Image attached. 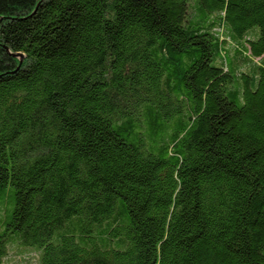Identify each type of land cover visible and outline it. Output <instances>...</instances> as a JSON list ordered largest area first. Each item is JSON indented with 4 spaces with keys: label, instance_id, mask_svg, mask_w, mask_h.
<instances>
[{
    "label": "trees",
    "instance_id": "obj_1",
    "mask_svg": "<svg viewBox=\"0 0 264 264\" xmlns=\"http://www.w3.org/2000/svg\"><path fill=\"white\" fill-rule=\"evenodd\" d=\"M10 202L0 264H264V0H0Z\"/></svg>",
    "mask_w": 264,
    "mask_h": 264
},
{
    "label": "rangeland",
    "instance_id": "obj_2",
    "mask_svg": "<svg viewBox=\"0 0 264 264\" xmlns=\"http://www.w3.org/2000/svg\"><path fill=\"white\" fill-rule=\"evenodd\" d=\"M11 207H12V202H10V204L8 205L7 212L4 215H0V224L3 223L8 218V216L10 215ZM83 226H84V224L80 218H73V219L69 220L61 230L57 231L55 233V236H58L61 233H63V234L64 233H72L78 237L79 235H81V230H82ZM101 229L102 228H100L99 226H95L94 231H93V235L96 237V240L99 243H101L102 241H104V242L107 241V239L103 238L99 234ZM0 230L3 231V228ZM15 239H16V234L9 236V242H10V240H12V242H10V243L8 242L7 257H10L12 260H14L16 262H24V261L26 262L34 254L32 260H30L28 262V264H38V252L33 251V254H32V249H36L37 246H26V245L19 243L20 246L22 247V249L19 251H14L12 249L11 243H13ZM114 246H116V245H114ZM7 264H11V263L8 261ZM39 264H40V259H39Z\"/></svg>",
    "mask_w": 264,
    "mask_h": 264
},
{
    "label": "water",
    "instance_id": "obj_3",
    "mask_svg": "<svg viewBox=\"0 0 264 264\" xmlns=\"http://www.w3.org/2000/svg\"><path fill=\"white\" fill-rule=\"evenodd\" d=\"M22 57V56H21Z\"/></svg>",
    "mask_w": 264,
    "mask_h": 264
}]
</instances>
